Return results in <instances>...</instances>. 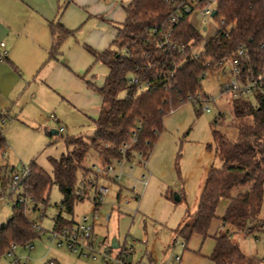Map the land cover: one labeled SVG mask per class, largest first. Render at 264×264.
Here are the masks:
<instances>
[{
  "label": "trees",
  "instance_id": "1",
  "mask_svg": "<svg viewBox=\"0 0 264 264\" xmlns=\"http://www.w3.org/2000/svg\"><path fill=\"white\" fill-rule=\"evenodd\" d=\"M179 3L130 0L123 6L124 19L115 25L117 33L110 45L102 51L87 47L93 58L107 68L101 85L86 82L102 97L99 114L92 120L94 131L85 138L66 137V152L59 158H49L51 173L34 162L28 165L24 194L35 206L47 204L52 184L63 194L59 210L71 213L75 202L88 197L92 187L89 182L95 184L99 177L85 165L90 150L103 164L110 163L120 158V148L135 138L126 156L139 150L146 160L163 129L164 116L201 91V79L209 69L207 62L215 65L222 57L241 50L246 71L264 70V0H217L214 18L218 26L207 38L190 15L180 10ZM173 16L178 20L171 23ZM49 29L52 44L48 57L57 58L62 41L75 31L58 22H49ZM199 44L202 49L196 56L194 50ZM132 77L136 83L129 82ZM231 106L237 135L229 140L212 128L222 167L208 170L192 222L180 224L176 233L185 244L193 235L211 237L214 244L208 257L214 264H256V258L244 254L232 240V228L255 238V233L264 228V94L232 98ZM221 118L219 113L213 124ZM5 145L0 129V150ZM78 174L88 181L83 195L76 193ZM165 197L170 198L167 194ZM221 202H226V207L218 215ZM53 221L57 229L74 223L60 212ZM215 221L219 224L211 233ZM35 226L22 204L15 201L10 218L0 224V257L12 244L31 243L37 236Z\"/></svg>",
  "mask_w": 264,
  "mask_h": 264
},
{
  "label": "rangeland",
  "instance_id": "2",
  "mask_svg": "<svg viewBox=\"0 0 264 264\" xmlns=\"http://www.w3.org/2000/svg\"><path fill=\"white\" fill-rule=\"evenodd\" d=\"M189 19L200 29L204 38L217 29L215 18L206 17L203 22L197 10L190 14ZM74 31L75 36L77 30ZM82 47L89 53L87 45L83 44ZM201 49L202 44H199L194 51L199 53ZM93 70L96 81L100 83L106 72L105 67L98 62ZM205 73L200 82L201 91L194 95L204 101L196 104L187 100L164 116L163 129L146 160L135 157L134 162L124 161L121 167L115 163L117 170L121 168L117 180L97 178L96 183L109 186V192L101 203L94 204V188L90 187L88 197L75 202L71 213L65 209L59 210L63 194L55 184L47 192L46 205L35 206L27 199L22 206L27 217L35 222L37 236L29 243L31 248L21 244L12 246L10 252L0 257V264H47L49 261L55 264H113L112 260L103 258L102 250H109L112 256H116L123 247H132L136 257L145 250L158 258L173 250L181 254V237L176 229L183 222H192L208 170L211 167L220 168L223 164L216 152L212 128L224 133L229 140L237 135L232 125L235 121L232 98L221 88L224 79V75L220 74L221 66L217 63L209 65ZM205 105L209 107L208 111L204 109ZM13 111L5 123L0 119V129L6 139V145L0 150V224L10 218L17 194L16 191L11 195L9 191L11 168L21 170L34 162L51 173L49 158H59L66 152V137L78 135L85 138L94 131L93 124L79 109L63 102L38 112L37 124L24 119L18 110ZM54 113L59 117V122L49 118ZM219 113L222 114L221 120L213 124ZM244 122L247 123L248 119H244ZM60 125L64 126L62 132L49 134L51 129L58 130ZM85 165L93 169L103 163L99 155L90 150ZM83 179L78 174V187ZM18 187L24 192L23 182ZM166 194L170 198H166ZM222 203L217 208L218 215L222 212ZM58 212L64 219L75 221L89 216L86 223L92 226L96 237L92 254L80 255L70 250L67 244H58V241L48 238V231L52 230L54 224L53 217ZM262 216L264 218V205ZM255 234L256 238L253 234L232 228V240L241 251L254 256L256 264H264V228ZM113 237L118 241L117 248L110 246ZM210 242V238L204 240L199 256L204 258V252L210 249ZM197 247L199 244L196 250ZM203 260L213 264L210 260Z\"/></svg>",
  "mask_w": 264,
  "mask_h": 264
},
{
  "label": "crops",
  "instance_id": "3",
  "mask_svg": "<svg viewBox=\"0 0 264 264\" xmlns=\"http://www.w3.org/2000/svg\"><path fill=\"white\" fill-rule=\"evenodd\" d=\"M129 1L0 0V117L2 112L13 115L16 109L24 119L37 124L38 112L63 102L79 109L92 123L99 114L102 97L86 82L101 85L107 68L103 65L106 72L98 83L93 70L98 62L82 45L96 51L106 49L117 33L115 25L124 19L123 6ZM49 22L77 30L75 36L62 41L57 58L48 57L52 44ZM55 117L59 122L56 114ZM222 205L219 215L226 202ZM218 224L213 223L211 233ZM207 238L212 243L204 258L198 252L206 238L198 235L197 238L193 235L186 244L179 241L181 254L173 250L158 258L149 250L145 252L157 264H171L174 256H179V264H207L203 259L210 260L214 244L211 237ZM145 252L139 257L133 255V261L142 258Z\"/></svg>",
  "mask_w": 264,
  "mask_h": 264
},
{
  "label": "built area",
  "instance_id": "4",
  "mask_svg": "<svg viewBox=\"0 0 264 264\" xmlns=\"http://www.w3.org/2000/svg\"><path fill=\"white\" fill-rule=\"evenodd\" d=\"M179 7L182 12L190 15L194 10H197L198 13L202 16L203 22L206 21V17H212L213 10H216L217 13V0H179ZM177 17H171V23L176 22ZM221 21L220 23H222ZM218 26V25H217ZM171 43V42H170ZM3 45V43H1ZM174 46V43H172ZM243 52L238 50L236 54L230 56H224L217 64L221 66V73L224 75V79L221 83V88L224 93L230 94L231 98L238 97H247V96H256L264 94V70L258 71L257 73H251L246 71L243 66ZM197 56V53H196ZM207 65H211L210 62H207ZM130 83H136L137 79L135 77L130 78ZM193 98V99H192ZM188 101H192L196 104L204 101L201 100L198 96H188ZM205 110H209V107L205 105ZM1 122L9 118L6 112L1 114ZM49 118L56 119L54 114H50ZM64 126L60 125L58 132H62ZM135 138H132L128 143L124 144L120 148L121 157L114 159L110 163H105L103 165H96L93 167V173L96 176L108 179L117 180L121 175V168L117 170L114 166L115 163L119 164L121 167L124 161L134 162L135 157H139L141 160H145L142 156V153L137 150L134 152L133 156L127 157L126 151L135 143ZM28 175L27 167H23L21 170L13 172L10 177V187L9 191L13 195L16 191V198L14 200L20 204L25 203L28 199V196L24 192L19 190L18 185L24 181ZM88 183L86 179L81 181L80 187L76 189L77 194L83 195V190L85 184ZM89 185H92L94 188V201L95 205L103 201L104 197L109 192V186L105 184L95 183L91 181ZM98 203H97V202ZM95 217V215H94ZM89 219V216L85 215L80 217L78 221H74L71 227H61V228H52L48 231V238L50 240L58 241V244H67L70 250L73 252H78L80 255H88L94 252V242L95 235L93 234L92 226L88 225L86 222ZM28 248H31L32 245L27 243ZM14 246L13 244L11 247ZM12 250L10 248L9 252ZM133 249L132 247H123L121 251L116 255L112 256L109 250H102L101 255L106 260H112L113 264H157L155 260L149 257L148 252H145L142 258L137 261H133ZM94 257V255H92ZM179 256H174L172 258L171 264H179ZM47 264H55L53 261H49Z\"/></svg>",
  "mask_w": 264,
  "mask_h": 264
},
{
  "label": "water",
  "instance_id": "5",
  "mask_svg": "<svg viewBox=\"0 0 264 264\" xmlns=\"http://www.w3.org/2000/svg\"><path fill=\"white\" fill-rule=\"evenodd\" d=\"M212 16H215L216 15V10H213V12H212V14H211ZM51 132H53L52 130H50ZM53 133H58V131L56 130V131H54ZM177 199H179V197L177 196ZM110 246H111V248H117L118 247V243H117V239H116V237H113L112 238V240H111V242H110Z\"/></svg>",
  "mask_w": 264,
  "mask_h": 264
}]
</instances>
